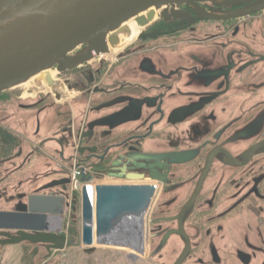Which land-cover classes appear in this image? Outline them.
Here are the masks:
<instances>
[{"label": "flooded vegetation", "instance_id": "af4514ba", "mask_svg": "<svg viewBox=\"0 0 264 264\" xmlns=\"http://www.w3.org/2000/svg\"><path fill=\"white\" fill-rule=\"evenodd\" d=\"M148 18L112 58L52 67L54 92H0V209L61 180L66 196L49 189L32 223L61 225L75 246L84 185H154L115 223L118 259L264 264V0H182ZM118 98L131 114L111 133L101 119L121 106L101 107Z\"/></svg>", "mask_w": 264, "mask_h": 264}, {"label": "water", "instance_id": "95a60500", "mask_svg": "<svg viewBox=\"0 0 264 264\" xmlns=\"http://www.w3.org/2000/svg\"><path fill=\"white\" fill-rule=\"evenodd\" d=\"M181 1L0 0V92L21 86L37 75L43 81V76L48 75L47 70L52 67L56 66L62 71L90 60L94 55L110 54L116 47L114 39L128 33L126 22L136 20L139 26H144V13L154 10L158 14L162 9H175ZM16 15H21L20 19L11 21V17ZM43 72L45 73L42 74ZM49 81L50 78H47L42 84L47 82L54 92V84ZM28 92L35 93L37 88H31ZM118 99V102L115 100V103L101 107L105 109L121 106L117 112L101 119L100 128L111 133L125 129L122 124L130 119V106L124 103L127 99ZM93 126L91 125V129ZM41 142L35 149H43L44 143ZM56 142L59 143L57 140ZM45 146V149H50L48 145ZM2 157L0 153V158ZM59 157L56 164L67 166L65 159L60 155ZM38 162L40 161L36 155L29 157L25 164ZM49 189L58 191L52 199L55 204H58L55 198L66 196L62 181L53 180L39 190L25 188L21 193L20 207L0 209L1 247L28 243L44 246L50 252L64 250L73 244L65 231H62L61 225L49 228L48 225L36 227L32 223L33 218L46 214L41 206L47 199L46 192ZM153 191L154 185H84L79 209L80 242L86 247L92 246L93 241L102 245H114L111 236L120 214H141ZM64 211L63 208L57 212L62 214ZM68 228L72 234H76V226Z\"/></svg>", "mask_w": 264, "mask_h": 264}, {"label": "rangeland", "instance_id": "374dc122", "mask_svg": "<svg viewBox=\"0 0 264 264\" xmlns=\"http://www.w3.org/2000/svg\"><path fill=\"white\" fill-rule=\"evenodd\" d=\"M0 264H127L118 255L114 245H77L64 250L51 251L41 245L28 243L0 246Z\"/></svg>", "mask_w": 264, "mask_h": 264}, {"label": "bare ground", "instance_id": "6f19581e", "mask_svg": "<svg viewBox=\"0 0 264 264\" xmlns=\"http://www.w3.org/2000/svg\"><path fill=\"white\" fill-rule=\"evenodd\" d=\"M150 20H153L156 16H157V12H154V10H150L148 13ZM21 15H16V16H12L11 17V21H15L17 19H20ZM127 26H128V33H126L125 35L119 36L117 38L114 39L116 47L114 50L111 51V55L107 56L112 58L113 55L115 54V52H117L118 50H120L121 48H123V46L130 41L132 36H135L138 31H139V26L137 24H135V22L133 20H129L128 22H126ZM47 72H49L48 75L43 76V81H45L47 78H50V83L54 84L56 82L55 79V73L56 72H51V70H47ZM45 72H43L42 74H44ZM39 80V81H38ZM43 81L40 80V76L37 75L33 78H31L30 80H28L27 82H25L24 84H22V87H34L35 85H39L41 83H43ZM47 83V82H46ZM44 82V88L45 90H48L50 87ZM93 244H98L96 241H93ZM102 245V244H101Z\"/></svg>", "mask_w": 264, "mask_h": 264}, {"label": "crops", "instance_id": "0c3cea01", "mask_svg": "<svg viewBox=\"0 0 264 264\" xmlns=\"http://www.w3.org/2000/svg\"><path fill=\"white\" fill-rule=\"evenodd\" d=\"M54 252V251H53Z\"/></svg>", "mask_w": 264, "mask_h": 264}]
</instances>
